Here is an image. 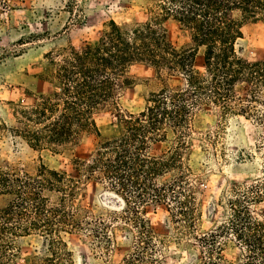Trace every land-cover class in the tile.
I'll use <instances>...</instances> for the list:
<instances>
[{
    "label": "trees",
    "instance_id": "obj_1",
    "mask_svg": "<svg viewBox=\"0 0 264 264\" xmlns=\"http://www.w3.org/2000/svg\"><path fill=\"white\" fill-rule=\"evenodd\" d=\"M172 17L189 34L182 47L167 28ZM256 21L264 22V0H154L146 22L123 28L111 19L99 44L46 53L42 79L59 90L17 105L16 124L0 123V195L12 197L0 206V264H17L32 235L42 238L37 264H78L68 234L88 237L95 257L112 256L121 228L129 246L112 264H165L173 247L189 253L183 264H264V60L249 61L238 49L244 26ZM200 49L204 75L195 73ZM137 64L152 68L153 77L133 75ZM173 77H183L184 84L173 85ZM140 81L143 105L124 111V132L90 157L76 154L98 133L95 113L119 107L126 90ZM241 82L248 85L245 95H238ZM207 105L216 107L217 121L212 133L199 138L203 152L218 150L232 117H245L259 129L239 158L258 162L260 171L251 184L222 189V218L208 229L199 196L203 171L186 159ZM8 142L13 148L5 153ZM162 142L170 145L157 152ZM25 148L26 156L15 160ZM66 151L74 154L76 174L45 157ZM87 181L102 186L101 200L110 199L102 202L106 212L79 201ZM150 206L167 208L171 235L154 227ZM232 249L238 250L235 259L227 256Z\"/></svg>",
    "mask_w": 264,
    "mask_h": 264
},
{
    "label": "rangeland",
    "instance_id": "obj_2",
    "mask_svg": "<svg viewBox=\"0 0 264 264\" xmlns=\"http://www.w3.org/2000/svg\"><path fill=\"white\" fill-rule=\"evenodd\" d=\"M154 0H0V123L2 120L10 124L14 121L17 105L34 104L41 94L59 90L58 86L42 79L48 60L45 55L59 47L82 48L86 45H97L105 30V24L114 19L123 28H129L137 22H146L151 17ZM167 28L172 41L182 47L189 41L187 31L181 29L174 18L167 21ZM244 37L238 41L239 54L249 61L264 60V22H249L243 28ZM133 75L153 77L154 70L145 65H134L130 68ZM206 72L203 49L196 58L195 73ZM183 77H173V85L184 84ZM142 82L129 87L121 105H108L94 115L98 133L90 134L84 143L76 149V154L83 158L90 157L101 143L119 137L125 130V110L138 111L143 105ZM248 85H238V95L247 94ZM140 96V97H139ZM217 109L207 105L205 112L197 117L196 139L186 155L187 161L195 168L203 171L204 179L200 185L199 196L203 202V221L206 229L212 227L222 218L223 209L218 204L222 189L229 183L251 184L260 176L258 162L240 160L241 149H250L254 144L258 127L245 117H232L229 120L228 133L218 140V150L204 153L201 135L216 128ZM204 133V134H202ZM207 135V134H206ZM246 135V136H245ZM170 142L156 144V151L167 149ZM250 145V147H249ZM12 150L11 143L6 145ZM28 150L18 153L15 160L26 156ZM56 167L75 172L74 154L72 151L45 155ZM111 157V154L108 155ZM79 201L96 212L107 211L110 199L102 198V186L87 181L81 184ZM11 195H0V206L11 200ZM264 209V204L262 205ZM149 215L154 227L161 233L171 235L173 224L165 206H150ZM125 231L121 228L117 233L118 246L114 255L105 258L95 257L90 240L83 235H70L66 239L76 252L78 264H112L120 261L129 246L125 239ZM42 238L38 235L27 237L22 244L21 256L17 264H37L41 253ZM238 250L227 251L229 259H235ZM189 253L175 247L167 253L165 264H183Z\"/></svg>",
    "mask_w": 264,
    "mask_h": 264
}]
</instances>
